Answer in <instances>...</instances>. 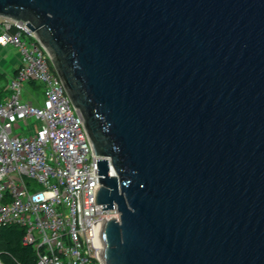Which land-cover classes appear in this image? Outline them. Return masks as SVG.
Here are the masks:
<instances>
[{
    "label": "water",
    "instance_id": "water-1",
    "mask_svg": "<svg viewBox=\"0 0 264 264\" xmlns=\"http://www.w3.org/2000/svg\"><path fill=\"white\" fill-rule=\"evenodd\" d=\"M97 159L100 264H264V0H0ZM113 172V173H112Z\"/></svg>",
    "mask_w": 264,
    "mask_h": 264
},
{
    "label": "built area",
    "instance_id": "built-area-1",
    "mask_svg": "<svg viewBox=\"0 0 264 264\" xmlns=\"http://www.w3.org/2000/svg\"><path fill=\"white\" fill-rule=\"evenodd\" d=\"M0 46L18 52L10 99L0 98V228L23 229L37 264H100L102 225L120 213L96 203L101 158L82 115L24 22L0 18ZM31 83L41 87L40 98ZM24 85L33 89L28 100Z\"/></svg>",
    "mask_w": 264,
    "mask_h": 264
},
{
    "label": "trees",
    "instance_id": "trees-1",
    "mask_svg": "<svg viewBox=\"0 0 264 264\" xmlns=\"http://www.w3.org/2000/svg\"><path fill=\"white\" fill-rule=\"evenodd\" d=\"M31 86L36 89L40 98L41 87L36 83H31ZM23 236L24 230L17 226L0 228L1 264H37L34 248L23 244Z\"/></svg>",
    "mask_w": 264,
    "mask_h": 264
},
{
    "label": "rangeland",
    "instance_id": "rangeland-1",
    "mask_svg": "<svg viewBox=\"0 0 264 264\" xmlns=\"http://www.w3.org/2000/svg\"><path fill=\"white\" fill-rule=\"evenodd\" d=\"M18 54L17 50L13 47L6 48L5 55H0V98L3 101L10 99L11 93L6 91L8 82L13 75L14 67L12 59ZM33 93V89L29 85H24L22 90V97L24 100H28ZM23 128H27V125L23 123ZM16 134L25 135L22 129L16 130Z\"/></svg>",
    "mask_w": 264,
    "mask_h": 264
},
{
    "label": "crops",
    "instance_id": "crops-1",
    "mask_svg": "<svg viewBox=\"0 0 264 264\" xmlns=\"http://www.w3.org/2000/svg\"><path fill=\"white\" fill-rule=\"evenodd\" d=\"M5 53H6V48H3V47L0 46V55H5ZM12 63L14 65V67L17 66V64H18V54L16 55L15 58L12 59Z\"/></svg>",
    "mask_w": 264,
    "mask_h": 264
}]
</instances>
